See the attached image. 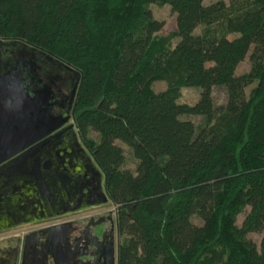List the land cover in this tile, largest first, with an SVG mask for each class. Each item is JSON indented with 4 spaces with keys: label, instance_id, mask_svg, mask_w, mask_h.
<instances>
[{
    "label": "trees",
    "instance_id": "trees-1",
    "mask_svg": "<svg viewBox=\"0 0 264 264\" xmlns=\"http://www.w3.org/2000/svg\"><path fill=\"white\" fill-rule=\"evenodd\" d=\"M151 4L175 13L168 34ZM0 39L77 72L75 124L116 208V264H264V0H0ZM191 86L198 99L178 102Z\"/></svg>",
    "mask_w": 264,
    "mask_h": 264
},
{
    "label": "flooded vegetation",
    "instance_id": "flooded-vegetation-1",
    "mask_svg": "<svg viewBox=\"0 0 264 264\" xmlns=\"http://www.w3.org/2000/svg\"><path fill=\"white\" fill-rule=\"evenodd\" d=\"M0 76H6L0 78V91L5 84L11 92L8 104L0 101V119L6 116L20 131L22 138L12 148L27 151L10 160L2 173L10 182L0 184V194L6 196L0 202V264H20L23 252L24 264H39L28 254L40 240L31 239L25 251L23 240L19 242L29 231L1 234L27 223L38 224L36 229L68 225L67 237L59 245L54 242L53 259L46 264H116V208L99 187V171L75 124L77 72L22 41L0 39ZM16 76L27 95L22 101ZM16 104L22 106L18 116L3 110ZM30 127L40 138L22 146ZM37 177L46 183L43 192ZM15 178L19 182L10 180Z\"/></svg>",
    "mask_w": 264,
    "mask_h": 264
},
{
    "label": "water",
    "instance_id": "water-1",
    "mask_svg": "<svg viewBox=\"0 0 264 264\" xmlns=\"http://www.w3.org/2000/svg\"><path fill=\"white\" fill-rule=\"evenodd\" d=\"M0 78H6V76H0ZM14 79H16V81H19L18 90L16 94L18 100L22 101L27 98V95L24 93L23 89L21 88V82L18 76H16ZM9 84H11V80ZM8 92L9 91H5V84H3V89L0 91V101L5 105L9 103V99H10L11 92L10 93ZM3 110L9 112L10 114H13V116L15 115L18 116L20 114V111L22 110V106H20V104L19 105L16 104L13 107L11 106V108H6ZM5 117L3 119H0V184L2 182L9 184L10 182L8 179H5V176L2 174L4 170V166L10 160L15 159L18 156L27 152V151H21L22 148L21 149L12 148L13 144H15V142H18L20 138H22V136L20 134L19 129L14 130L15 129L13 128L14 123L12 124L11 120H9L8 118L5 119ZM11 132H13V134L15 135L11 136L10 134ZM35 132H36L35 129H32L30 127L28 131L23 134V137H26V135L28 136L27 137L28 140L23 141L22 146H24L26 142L30 144L40 138V135L36 134ZM37 178L39 182L38 184L39 191L43 192L42 190L43 188H45L46 183L42 180V178L41 179L39 177ZM10 180H13V182L16 181L19 182L20 179L15 178ZM2 196L3 194H0V202L1 201L4 202L6 198L5 195L3 197ZM67 229H68L67 223H62V224L48 225L47 227H43L41 229H35L33 231L26 233L23 238L24 251L27 243L31 242V239L37 238L40 241L37 243V245L35 244L34 247L31 248V251L29 252L28 256L35 263L46 264L48 260L53 259L54 253L52 251V247L54 245V242H57L59 245L61 238L62 237L64 238V236L67 237L65 234V232L68 231ZM20 240L21 239L19 238V242ZM25 257H26L25 252H23V258L20 264H24L23 261L26 262ZM50 264L53 263L51 262Z\"/></svg>",
    "mask_w": 264,
    "mask_h": 264
},
{
    "label": "rangeland",
    "instance_id": "rangeland-1",
    "mask_svg": "<svg viewBox=\"0 0 264 264\" xmlns=\"http://www.w3.org/2000/svg\"><path fill=\"white\" fill-rule=\"evenodd\" d=\"M215 1H217V0H203V3L207 5V4H210V3L215 2ZM224 1L226 3H228V0H224ZM150 8L152 10L153 16L156 19L162 20L164 23L163 28L161 29L160 33L168 34L170 31H172L175 28V13H173L171 11L170 6L168 4H164L161 6L151 4ZM199 31H200V28H197L195 30V32H199ZM176 41H177V39H174L173 43H175ZM248 68H249V62H248V55H247V57L237 66L236 73L237 74L242 73V72L248 70ZM153 86H154L155 91H160V90H163L165 88V82L164 81H156ZM199 92H200V89L197 87H193V86L183 87L180 91V95H179L177 101L192 104L198 99ZM213 98H214V102L216 105L223 104L225 101V93H224L223 89L222 88H214ZM184 117H186V116H184ZM191 119H193L195 121V123H200L202 120V118L200 116L199 117L193 116V117H191ZM88 136L93 138L94 140L98 139V134L94 131H89ZM115 142H116V144L120 145L124 150L125 161H124L122 167L127 168L131 171H134L136 168V165H137V159L134 157L132 150L125 143H122L119 140H116ZM94 166H95V164H94ZM98 171H99V175H100L99 187L101 190H104L103 177H102V174H101L99 169H98ZM108 206L110 207V205H108ZM247 210H248V208H247ZM243 216H244V213H241L238 215V219H237L238 224H240V222L242 221ZM192 220L196 224H201V220L198 219L197 217H193ZM31 225H34V224H32V223L28 224L27 223L25 225H21L19 227L20 228L19 231L16 229H13L12 231H4L1 234H8L9 232H13V231L17 234H21V232H22L21 230L24 227L27 228V227H30ZM262 235H263V233H249L248 237L251 238L256 244H259V241H260V238ZM119 240H120V238L118 237L117 238L118 243H119Z\"/></svg>",
    "mask_w": 264,
    "mask_h": 264
},
{
    "label": "crops",
    "instance_id": "crops-1",
    "mask_svg": "<svg viewBox=\"0 0 264 264\" xmlns=\"http://www.w3.org/2000/svg\"><path fill=\"white\" fill-rule=\"evenodd\" d=\"M20 221H23V220H19V221L16 222V223L19 224ZM37 225H38V224L31 225V227H30V229H28V231L30 232V231L35 230V229L38 227ZM19 227H20V226L17 225V227H14V229H18ZM12 230H13V229L5 230V231H12ZM20 239H21V242H22V240H23L22 236H20ZM39 239H42V238H39Z\"/></svg>",
    "mask_w": 264,
    "mask_h": 264
},
{
    "label": "built area",
    "instance_id": "built-area-1",
    "mask_svg": "<svg viewBox=\"0 0 264 264\" xmlns=\"http://www.w3.org/2000/svg\"><path fill=\"white\" fill-rule=\"evenodd\" d=\"M30 227H31V226H30ZM30 227H27V228H26V227H24V228L21 230V231H22V232H21V235H22L24 232H27V231H28V229H30Z\"/></svg>",
    "mask_w": 264,
    "mask_h": 264
}]
</instances>
